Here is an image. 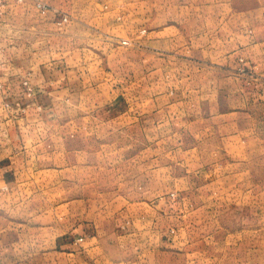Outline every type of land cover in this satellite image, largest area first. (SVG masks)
I'll use <instances>...</instances> for the list:
<instances>
[{
    "label": "rangeland",
    "instance_id": "rangeland-1",
    "mask_svg": "<svg viewBox=\"0 0 264 264\" xmlns=\"http://www.w3.org/2000/svg\"><path fill=\"white\" fill-rule=\"evenodd\" d=\"M42 1L47 9L37 0L4 7L12 14L0 26V78L55 61L80 66L86 81L73 84L80 96L72 89L35 119L36 148L0 188V240L47 251L90 223L85 264H264V82L254 113V96L238 99L240 81H203L205 68L180 81L179 69L195 70L173 57L178 50L159 60L141 49L151 29L173 31L172 18L142 13H236L239 0ZM96 29L134 50L97 53ZM11 118L0 97V158L14 132H28Z\"/></svg>",
    "mask_w": 264,
    "mask_h": 264
},
{
    "label": "crops",
    "instance_id": "crops-1",
    "mask_svg": "<svg viewBox=\"0 0 264 264\" xmlns=\"http://www.w3.org/2000/svg\"><path fill=\"white\" fill-rule=\"evenodd\" d=\"M11 14L0 15V26H8L7 22ZM13 14L15 18L26 17L23 13ZM154 14H157L156 17L172 18V23L169 25L173 26V31L166 34L167 27L151 29L142 39L143 53L148 52L149 56L150 52H157L163 55L158 57L161 60L167 58L165 51H169L170 46L178 50L173 52V57L179 59L182 65L188 64L195 70L185 73L184 69H179L175 75L180 81L198 80L197 69L200 68H205L206 73H209L203 81H210L211 78L212 82L214 79L222 84L225 83L223 85L225 89L230 88L227 86L230 81L237 83L240 81L242 86L238 85L237 88L238 99L246 102L247 96H254V113L257 112V100L262 97L261 87L264 82V0H251L248 5L239 0L236 13H142L141 16ZM55 21L60 24L57 15ZM96 31L103 35L96 36L100 43L102 42L95 48L97 53L102 55L107 52L112 55L118 46H126L121 43V39L127 38H120L118 42L122 46H117L118 37L115 33L111 31L107 33L103 29ZM146 31L147 29L144 30ZM5 44L7 45V42H2L0 35V48L5 47ZM32 46L31 43L29 48L32 49ZM126 47L134 50L133 47ZM116 59L117 57L113 59L115 66ZM111 60L112 56H110ZM129 63L130 60L126 62V75L131 77L133 73L128 68L131 64ZM141 63L142 80L146 81L149 79L148 57L143 56ZM110 64L112 65V62ZM83 71L80 66L78 68L67 64L60 66L58 62L46 61L36 70L30 68L27 73L22 70L14 71L12 76H1L0 97L6 101V108L12 114L9 123H16L20 132L25 130L28 132L24 137L21 135L17 137V133L14 132L13 141L9 140L10 154L0 158V188L13 181L7 178L9 174L13 176L15 173L16 179L15 168L20 163L19 160L36 148L35 133L31 132L36 128L35 119L38 117L43 119L56 111L60 101L72 95L73 84L77 83L75 86H78L86 81ZM74 91L79 96L82 93L79 89ZM254 125L255 130L256 124ZM239 129L241 128L238 127ZM17 156L19 158H16ZM20 175L23 174L20 172ZM94 235V226L84 223L81 230L59 237L55 244L53 243L55 247L52 246L54 248L47 251H39L37 246L29 245L18 248L13 239L0 240V264H85L88 247L91 251V244L96 239Z\"/></svg>",
    "mask_w": 264,
    "mask_h": 264
},
{
    "label": "built area",
    "instance_id": "built-area-1",
    "mask_svg": "<svg viewBox=\"0 0 264 264\" xmlns=\"http://www.w3.org/2000/svg\"><path fill=\"white\" fill-rule=\"evenodd\" d=\"M10 0H0V15L3 14V10L4 7L6 6V4L9 2ZM19 2H23L24 0H17ZM37 6L40 7L41 9H47L48 8V4L42 0H37L36 2ZM68 21V16H63L59 19L60 23L63 22H67ZM131 40L130 39H121V43L122 44H131Z\"/></svg>",
    "mask_w": 264,
    "mask_h": 264
}]
</instances>
